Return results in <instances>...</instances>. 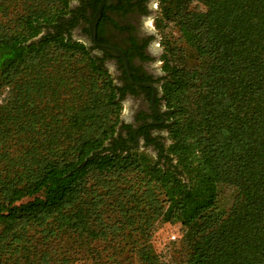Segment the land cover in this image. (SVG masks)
<instances>
[{"label": "trees", "instance_id": "obj_1", "mask_svg": "<svg viewBox=\"0 0 264 264\" xmlns=\"http://www.w3.org/2000/svg\"><path fill=\"white\" fill-rule=\"evenodd\" d=\"M158 1L179 33L161 58L165 162L120 146L124 96L72 37L100 0H0V264H264V0ZM178 220L165 258L152 237Z\"/></svg>", "mask_w": 264, "mask_h": 264}, {"label": "flooded vegetation", "instance_id": "obj_2", "mask_svg": "<svg viewBox=\"0 0 264 264\" xmlns=\"http://www.w3.org/2000/svg\"><path fill=\"white\" fill-rule=\"evenodd\" d=\"M74 2L72 7L79 8L81 14L86 16L91 14L90 6H82L84 11H81L79 3ZM158 2V0H106L105 12L103 7L95 32V37L97 33L103 44L116 46L123 51L133 81L148 83L152 87L133 83L120 57L105 52L96 45L98 50H93L92 53L104 57L106 66L108 62L112 63L120 93L124 98L135 100L130 118L121 120L117 129L116 136L119 137L120 146L145 150L165 162L169 140L165 126L167 110L161 93L165 76L161 59L163 50L155 48L160 47V42L156 41L158 36L153 31ZM78 20L75 29L88 39L84 32L83 19ZM92 44L88 42V46Z\"/></svg>", "mask_w": 264, "mask_h": 264}, {"label": "rangeland", "instance_id": "obj_3", "mask_svg": "<svg viewBox=\"0 0 264 264\" xmlns=\"http://www.w3.org/2000/svg\"><path fill=\"white\" fill-rule=\"evenodd\" d=\"M158 15V11H157ZM154 19V29L153 31L155 34H157L158 38L156 41L160 42V47H155L158 50H163L166 42L174 41L178 38L179 33L172 25H167L166 27L160 28L156 24V19ZM46 33V32H45ZM72 37L74 39H78L81 41H84L88 44L87 39L85 36H82L77 29H74L72 32ZM108 69L113 74V77L115 81L117 82V75L114 70V67L111 62H108L107 64ZM122 112H121V120H128L133 112L134 106H135V100H132V98L126 97L124 98L122 102ZM236 193V188L232 185H226V184H219L214 189V206L217 208H229L232 204L234 195ZM197 208V207H196ZM195 207L189 208L186 212L187 217H197L202 211L205 209L197 208ZM202 209V210H201ZM200 210V211H199ZM186 230V227L181 223L180 220L174 222V223H165L163 225H160L157 230L155 231L153 237H152V244L155 248V250L159 253H161L165 258H169V252L172 250L170 249V244L172 243H179L181 238L183 237V234ZM173 236H175L173 238ZM62 247V244L60 245V248ZM58 248V247H57ZM76 264H90L89 262L84 261H77Z\"/></svg>", "mask_w": 264, "mask_h": 264}, {"label": "water", "instance_id": "obj_4", "mask_svg": "<svg viewBox=\"0 0 264 264\" xmlns=\"http://www.w3.org/2000/svg\"><path fill=\"white\" fill-rule=\"evenodd\" d=\"M75 2H73L72 4H74ZM106 3V0H101L96 11L94 12L93 16L91 17L90 21H89V24H88V39L87 41L90 43L92 42L94 45H96L98 48H100L101 50L105 51V52H108L114 56H118L120 57L122 60H123V63H124V67H125V70L129 76V78L131 79L130 77V72H129V67H128V62H127V58L126 56L124 55L123 51L120 50L118 47L116 46H113V45H110V44H103V43H100L96 40V37H95V32H96V24H97V21L98 19L100 18V15H101V12H102V9L104 7ZM46 31H44L43 33H45ZM42 33V34H43ZM38 35L37 37L35 38H32L31 40H29L28 43H31V42H38L40 40V37L41 35ZM132 80V79H131ZM133 83L137 84V85H140V86H148V87H152L150 84L148 83H143V82H135L132 80Z\"/></svg>", "mask_w": 264, "mask_h": 264}, {"label": "built area", "instance_id": "obj_5", "mask_svg": "<svg viewBox=\"0 0 264 264\" xmlns=\"http://www.w3.org/2000/svg\"><path fill=\"white\" fill-rule=\"evenodd\" d=\"M175 236H173V238H174Z\"/></svg>", "mask_w": 264, "mask_h": 264}]
</instances>
